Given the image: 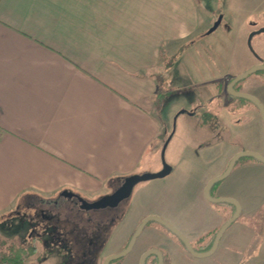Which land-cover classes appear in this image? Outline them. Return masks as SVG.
<instances>
[{"label":"crops","instance_id":"crops-1","mask_svg":"<svg viewBox=\"0 0 264 264\" xmlns=\"http://www.w3.org/2000/svg\"><path fill=\"white\" fill-rule=\"evenodd\" d=\"M215 20V14L201 10L196 0H0V217L18 210L27 200L59 204L56 196L64 191L94 201L117 190L128 177L153 173L152 169L160 166L167 128L165 117L159 114L163 110L155 101L160 89L168 92L165 74L170 67L165 69L166 59L184 51L182 57L188 55L187 65L192 67L191 53L199 55V78L188 76V81H200L196 85L205 90L214 81L209 64H213V53L194 51L198 39H208L207 46L214 49L207 34ZM205 25L210 26L206 32ZM236 47L243 49L239 41ZM263 51L264 42L259 39L256 52L262 57ZM218 56L225 59L221 53ZM259 63L254 58L251 66ZM262 86L264 82L242 91L264 105V97L258 94ZM249 110L253 124L260 121L259 110ZM208 117L205 111L201 128H207ZM224 117V122L235 124L232 131L238 133L244 119H230L226 111ZM259 131L260 144L247 149L228 148L222 139L195 148L187 146L182 158L200 157L205 164L216 165L200 181L179 168L167 178V187L142 194L140 205L131 211L135 224L158 217L196 244L199 249L195 251L206 252L214 243L213 236L206 234L222 227L236 212L228 203L212 202L223 205L220 212L204 200L206 187L224 173L237 154L255 152L264 157V132L260 127ZM240 159L229 178L210 190L216 192L215 198L236 200L240 216L254 214L242 216L228 227L214 252H222L227 261L233 258V264H241L234 257L250 255L248 250L253 253L252 248L260 247L262 239L251 219L262 206L255 185L260 188L256 172L264 163L252 157L244 162ZM245 174L253 177L246 181V185L250 182L247 188L253 186L247 191L242 187ZM232 175L236 181H230ZM229 208L233 215L224 222ZM43 213L47 215L46 210ZM145 228V252H170L171 259L164 255V264L196 263L172 237L150 236L158 229L166 230L162 224L151 221ZM236 231L239 233L234 234ZM132 232L118 237L120 247ZM251 256L254 259L249 264H260L256 254Z\"/></svg>","mask_w":264,"mask_h":264},{"label":"rangeland","instance_id":"rangeland-1","mask_svg":"<svg viewBox=\"0 0 264 264\" xmlns=\"http://www.w3.org/2000/svg\"><path fill=\"white\" fill-rule=\"evenodd\" d=\"M196 1L201 10L211 11L212 14H215L216 20L213 26L222 17L220 26L215 31L207 34V38L212 37L210 41L213 43L214 49L210 45L207 46L208 39L206 41L198 39L197 43L195 42L196 48L194 53H201L202 50V52H207L210 55H212L211 52L213 53V64H211L210 61L209 64L213 66V68L210 69V73L214 81L207 84L205 90H203L201 85H196V83H199L200 81L195 82L196 80L194 81V79L188 81V76H192L195 79L199 78L196 75L197 71L199 72L198 68L200 67L198 64L199 55H194L193 53L190 55L191 60L193 59L195 62L194 66L191 65L194 68L187 65L189 61L188 55L182 57L184 51H182L181 54H177L176 57H173L172 59H166L168 62H173L172 66L165 74V84L167 83V86L165 87L172 91V93H167V96L160 104V107L163 110L162 113L165 114V116L160 112L159 114L163 118L165 117L167 125L162 149L167 140H169L165 151L164 161L168 167L173 169V172L166 177L138 182L130 198L123 201L117 207L112 208L82 211L81 213H78L75 212V210L68 209L69 205L63 202L64 199L61 198L60 194L56 196V199L60 200L59 204H52L50 201L43 203L39 199L22 202L18 210L0 217V255L5 254L9 250L7 246L10 247L13 245L15 248H19L22 246L28 247L35 243L38 252L35 256L29 259L28 264H105L107 257L114 254L116 250L118 252L121 251V249L127 245V241H129V245L133 235L142 225L143 222L140 224L137 222V226V224H135L136 218H131V211L134 212L140 205V196L142 194H152L153 192L160 191L162 188L164 189L167 187L170 183V180L168 181L167 178L176 174L179 168H184L199 181L203 180L210 174L213 169L212 166H215L216 163L205 164L200 157L196 159L182 158L181 155L187 146L195 148L201 145V143L207 145L214 139H222L221 141L227 143L228 148L237 147L240 149H247L251 146H256L257 143L260 144L259 127L264 132V123L260 117V121L257 119V122L255 121L253 124L252 121L254 115L250 112L252 110L248 111V109H253V111L258 112V107L253 102L238 98L232 92L227 90V77H237L247 69L250 70L251 63L254 61L255 57L248 47V39L252 32L264 28V0ZM209 27L210 26L205 25L203 30L206 32ZM259 39H262L264 42V32L257 33L252 38L254 51L256 50L257 40ZM236 41H239L240 45L243 46V49L236 47ZM203 42H206V44H203ZM220 45H222L221 48ZM216 50L218 51L216 52ZM218 53H221L225 59L219 57ZM261 56L264 61V51ZM263 82L264 73L258 71L250 75L242 85L240 83L239 87L242 86V89H248L251 91L252 85L258 86L259 83ZM188 85L196 86L187 88ZM261 89V93L258 92V94H260L261 97H264V87L262 86ZM192 93L196 94L195 98L191 96ZM182 111L184 113L179 114ZM205 111L208 112L210 117L206 119L205 126L207 128L204 129L201 128V117ZM224 111L229 114L230 119H244L242 120V126L238 129V133L236 130L232 131V128L235 125L234 123H231L230 125L229 123L224 122L226 119L224 117ZM189 112L195 113V115L190 117L188 115L190 114ZM236 113H239L240 116L237 117ZM167 114L171 116H168ZM256 116L257 115L255 114V118ZM184 126L185 129H183ZM192 133H195L196 135H193ZM160 155V166L158 165L159 167L153 168V173L143 172L141 176L159 174L164 171L162 150ZM246 160H249L248 157H243L240 159V162ZM256 175L260 176L261 179L260 188H258L256 184L255 191H258L259 189V193H261L262 206L260 210H258V214H255V217L251 219V224L254 220L257 234L259 233L262 238L260 241L261 246L254 247L255 249L252 248L253 253L252 250H248L250 255L249 253H244L240 258L234 257L235 260H238L239 262L241 261V264H249V260L252 261L254 259V257L251 256L252 254H256L257 261L259 260L260 264H264V168L258 169ZM229 176L227 178H229ZM232 176L233 177H231L230 181H236L237 179H233L235 175ZM227 178L225 180H227ZM252 178L253 177L249 176V174H245L242 179V187L244 185L245 188H247V185L250 184ZM255 180L257 181L258 178ZM246 181L250 182L246 185ZM189 187H193V185H189ZM252 188L253 186L251 184L246 191L251 190ZM195 189L197 188L195 187ZM240 189L241 188L239 187H235L236 191H239ZM222 193H225V191ZM215 195V191L210 193L211 198H215ZM101 197L102 196L89 202H95ZM205 198L206 199L204 200H207L208 203L211 202L207 196ZM192 199H194V197H192ZM196 202L197 201L193 204H196ZM211 204L218 207L220 212L224 211V209H219L223 205L213 204L212 202ZM45 210L47 215L43 213ZM232 215L233 210L229 208V216L228 218L224 217V222L231 218ZM246 215L252 216L254 214L252 212L242 214L236 222H239L240 218ZM190 217L193 218V212H191ZM97 222H105L104 230H100V236L98 233H95L94 238L93 236L90 237L89 235L94 231V225L97 224ZM159 227L161 228V226ZM163 227L166 230L162 231L158 229L150 236H153V239H155L157 234L160 237L167 235L168 238H173L178 244H180V247H182V240L165 226ZM147 228L141 233L132 249V253L127 257L128 264H138V259L143 252H145L142 243L144 239L147 238ZM219 229L221 230V226L216 228L213 232H210V234H206L207 237L211 235L214 239L215 234ZM131 232L133 234H128L125 243L120 247V241L118 242V239L123 236L124 233ZM236 233L239 232H234V234ZM114 236H116V242L113 241ZM224 236L226 237V234ZM153 239L150 241L152 242ZM89 241L93 242L89 244ZM167 242L172 245V242ZM116 244L117 247H115ZM166 246L168 247V245ZM191 246L194 249H199L194 243H192ZM182 251L188 252L183 248ZM187 254L192 256L191 258L196 261L195 264H233V258L227 261L222 252L220 254L219 252H216L215 254L213 253L206 257H197L190 252Z\"/></svg>","mask_w":264,"mask_h":264},{"label":"water","instance_id":"water-1","mask_svg":"<svg viewBox=\"0 0 264 264\" xmlns=\"http://www.w3.org/2000/svg\"><path fill=\"white\" fill-rule=\"evenodd\" d=\"M221 20L222 17L218 20V22L213 26V28L210 30V32L215 31L221 24ZM264 32V29H261L258 32H254L249 36V41H248V45L251 51H253L252 45H251V40L253 38V36L257 33H261ZM258 71H264V65L260 64V65H256L254 66L252 69H250L249 71L237 76L229 85L228 89L230 92H232L236 97L238 98H243L246 100H249L251 102H253L259 109L260 114L262 116L263 122H264V105L260 102V100L250 94L244 93V92H237L235 90V86L245 80L246 78H248L250 75H252L255 72ZM169 140H167V142L165 143L163 149H162V159H163V165H164V171L162 173L159 174H149V175H138V176H132V177H128L125 179V182L123 183V186L121 189H119L118 191H115L112 194L109 195H104L102 196L100 199H98L97 201L90 203L82 198H80L81 203L83 204V208L85 210H98V209H105V208H112V207H117L122 201L130 198V196L132 195L133 189L136 186V184L138 182H145V181H149V180H154L157 178H162V177H166L168 175H170L173 172V169L171 167H168L167 164L164 161V156H165V151L166 148L168 146ZM242 157H252L262 163H264V157L258 153L255 152H241L239 154H237L230 162L229 164V168L227 169V171L219 176L216 177L214 179H212L205 190V195L207 196V198L214 203H228V204H232L233 206H235L236 208V212L234 214V216L228 221L226 222L222 227L221 230H219L218 234L216 235V238L214 240L213 246L212 248L207 251V252H197L193 249V247L191 246V244L189 243V241L177 230L175 229L173 226H171L170 224H168L167 222L163 221L162 219L158 218V217H148L146 218L142 225L140 226V228L138 229V231L133 235L128 247L121 253L119 254H114L109 256L106 261L105 264H110L111 261L114 260H118L120 258L125 257L126 255H128L133 247L136 244L137 239L139 238V236L141 235V233L143 232L145 226L151 222H158L160 224H162L163 226H165L168 230H170L171 232H173L174 234H176V236H178L179 239L182 240V242L184 243L186 249L188 252H190L191 254L197 256V257H206V256H210L212 255L215 251L216 248L218 246V244L220 243V240L222 238V235L224 234V232L228 229V227H230L237 218H239L240 216V212H241V206L240 204L231 198H211L210 196V190L212 188V186H214L216 183H219L221 181H224L230 174V172L232 171V169L234 168L236 162L242 158ZM62 197L66 198V199H71L73 197H75L76 195L72 192L69 191H64L61 194ZM150 256H156L158 258V264H162L163 263V256L161 254L160 251L158 250H148L147 252H145L141 258V262L140 264H145L146 260L150 257Z\"/></svg>","mask_w":264,"mask_h":264},{"label":"flooded vegetation","instance_id":"flooded-vegetation-1","mask_svg":"<svg viewBox=\"0 0 264 264\" xmlns=\"http://www.w3.org/2000/svg\"><path fill=\"white\" fill-rule=\"evenodd\" d=\"M213 27H211L210 28V30L212 29ZM262 29H264V28H262ZM210 30H209V32H210ZM261 30V29H260ZM260 30H257V31H254V32H258V31H260ZM208 32V33H209ZM254 32H252V33H254ZM211 33V32H210ZM251 33V34H252ZM261 33H263V32H261ZM250 34V35H251ZM249 35V36H250ZM256 35V34H255ZM254 37V36H253ZM248 41H249V39H248ZM251 45H252V40H251ZM248 47H249V45H248ZM252 48H253V46H252ZM250 49V48H249ZM251 51V50H250ZM253 55H254V57L257 59V60H259V64H256V65H260V64H262V65H264V61H263V58L262 57H260L259 55H258V53L256 52V50L254 51V49H253ZM256 65H254V66H256ZM254 66H251L250 67V69H252ZM247 71H249V69H247L245 72H247ZM244 72V73H245ZM260 72H263L264 73V71H260ZM243 74V73H242ZM236 77V76H235ZM233 78V76L232 77H230L229 76V80L230 79H232ZM235 79V78H234ZM229 80H228V82H227V87H229V85H230V83H229ZM246 80H247V78L245 79V80H243V81H241V82H239L236 86H238V90H236L237 92H243L242 91V86L241 87H239V85H240V83H241V85H242V83L243 82H246ZM236 86H235V88H236ZM229 90V89H228ZM244 93H246V92H244ZM247 94H249V93H247ZM251 95V94H250ZM241 99H243V98H241ZM122 186H123V184L120 186V187H118L117 188V190H115V191H118L119 189H121L122 188ZM114 191V192H115ZM114 192H112V193H114ZM111 193V194H112ZM76 196L75 197H73V198H71V199H65L66 201H67V203H69V207H68V209H72V210H75V212H78V213H81L82 211H92V210H85L84 208H83V204L81 203V201H80V198H82L83 199V197H81L80 195H77V194H75ZM85 200V199H84ZM87 201V200H86ZM125 201V200H124ZM89 202V201H88ZM123 202V201H122ZM121 202V203H122ZM90 203H93V202H90ZM120 203V204H121ZM119 204V205H120ZM93 222V221H92ZM91 226H93V225H91ZM104 226H105V222H97V224H95L94 225V231L93 232H91V234L89 235L90 237H92L93 236V238L95 237L94 236V234L95 233H98V235L100 236L101 234V232H100V230H104ZM93 241H89L88 243L89 244H91ZM129 242V241H128ZM128 242L126 243L127 245H128ZM182 244H183V246H182V248L183 249H185V250H187L186 249V247H185V245H184V243L182 242ZM127 245L125 246V247H123L122 249H121V251H119V252H116V253H114V254H119V253H121V252H123L125 249H126V247H127ZM194 249V248H193ZM195 250V249H194ZM159 251V250H158ZM161 252V251H160ZM132 253V251L128 254V255H126L125 257H123V258H120V259H118V260H114V261H111L110 262V264H128V262H127V257L130 255ZM161 254H162V256H163V263L162 264H164V255L165 256H168L169 257V259H171V254H170V252H166V251H162L161 252ZM142 256H143V254H142ZM108 258V257H107ZM142 258V257H141ZM152 259V260H151ZM145 264H158V258L156 257V256H150L147 260H146V263Z\"/></svg>","mask_w":264,"mask_h":264},{"label":"trees","instance_id":"trees-1","mask_svg":"<svg viewBox=\"0 0 264 264\" xmlns=\"http://www.w3.org/2000/svg\"><path fill=\"white\" fill-rule=\"evenodd\" d=\"M172 64H173V62H167L164 65L165 69H168L169 67H171ZM234 78L235 77L230 79L229 83H231L234 80ZM235 89L238 90V86H236ZM167 93H172V91L168 90V92H165V91L160 89L156 95V99H155L156 103L160 105L163 102L164 98L167 96ZM230 205H232V204H230ZM234 208H235V206H234ZM217 233L215 234V237H216ZM215 237H214V240H215ZM204 238H205V236H203L201 238V240H203ZM212 246H213V243L209 248H206L205 251L206 252L209 251L212 248ZM7 247L9 248V250L5 254L0 255V264H28L29 259L31 257L35 256L38 252V248H37V245L35 243L28 246V247L22 246L19 248H15L13 245H11L10 247L9 246H7Z\"/></svg>","mask_w":264,"mask_h":264}]
</instances>
